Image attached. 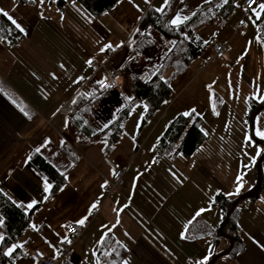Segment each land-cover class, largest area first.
I'll return each instance as SVG.
<instances>
[{"label":"crops","instance_id":"1","mask_svg":"<svg viewBox=\"0 0 264 264\" xmlns=\"http://www.w3.org/2000/svg\"><path fill=\"white\" fill-rule=\"evenodd\" d=\"M33 1L0 0V9L24 29L20 32L13 25L22 34L14 45L0 37V189L33 212L16 244L22 247H9L14 248V263L31 264L28 255L33 250L53 257L68 224H79L85 217L88 225L72 243L71 259L59 264H106L108 256L100 257L98 252L99 242L108 236L126 247V264H197L210 255L209 263L226 246L221 239L216 242L223 212L212 204L213 199L218 193L235 199L249 191L264 153V146L254 141L264 142L254 134L258 118V127L264 130V108L253 119V135L246 118L250 102L259 103L256 97L264 94V49L258 32L262 15L257 20L253 10L244 11V0H237L227 19L198 29L196 36L206 44L203 53L178 75L173 76L172 69L164 74L170 103L142 128L147 107L138 103L122 123L117 141L109 146L100 133L84 136L70 118L60 114V108L72 104L78 93L88 95L100 79L88 66L90 59L121 71L143 13L165 8V0H119L98 17L74 0L61 6L57 0ZM173 2L177 9L171 20L177 14L191 17L208 3ZM213 42L223 43L227 55L200 71ZM86 79L90 85L78 92ZM111 108L110 118L117 106ZM192 109L201 120L205 142L189 158L157 151L166 126ZM249 135L251 143L246 141ZM34 152L65 173V184L53 196L50 187L45 191L49 184L28 165ZM104 157L124 170L125 186L111 197L101 190L112 172ZM242 174L239 195L228 196ZM237 227L242 250L215 264H264V185L256 198L238 204Z\"/></svg>","mask_w":264,"mask_h":264},{"label":"trees","instance_id":"2","mask_svg":"<svg viewBox=\"0 0 264 264\" xmlns=\"http://www.w3.org/2000/svg\"><path fill=\"white\" fill-rule=\"evenodd\" d=\"M13 1L20 4L34 2L33 0ZM74 1L89 15L98 17L113 8L119 0ZM173 1H169L163 12L155 11L152 8L147 9L139 20L129 46V59L120 71L124 82V90L121 93L102 92L94 85L90 88L88 95L78 93L73 100L69 118L84 136L92 137L96 133H100L107 145H113L122 133V123L127 119L131 109L138 103H144L147 107L140 125L142 128L157 111L170 103L169 82L163 78L166 70L172 69V75L176 76L197 59L206 48V44L196 36L197 30L217 19H227L234 11L237 2V0H228L227 3H224V0H211L210 3H206L198 9L199 11L206 7L199 13L196 12V17L188 25L174 27L171 25V17L177 9V5ZM65 3V0H57L56 2L58 6ZM262 19V26L259 25V22H257V26L259 25V40L264 49V13H262ZM150 31L157 32L161 37L172 42L170 51L159 59L148 57L155 45L154 39L150 36ZM0 37L8 44L14 45L21 40L22 34L13 27L7 18L0 15ZM173 56H177V59L174 60ZM139 58H143V63L136 65ZM111 97L116 99L117 108L114 116L110 118L109 113L107 114L109 105L103 103L106 98ZM261 105L260 102H250L246 118L250 119V114ZM200 124V118L193 114L189 117L178 115L164 129L157 144V151L166 154L171 153L173 156L181 155L184 158L191 157L205 142V135ZM64 145L65 143L62 144V147ZM74 160L76 161L75 158H73V162ZM28 165L50 185L49 193L51 196L56 194L65 184V173L57 170L38 152L30 155ZM263 185L264 176L261 188ZM258 193L252 199L256 198ZM235 200L236 198L227 199L222 194H217L212 204L223 212L224 220ZM32 215V210L28 211L23 206L16 204L0 189V218L3 221L0 231L4 237L0 244V264H15L14 254L6 256L4 253H6L7 248L18 243L25 229L30 225ZM223 233L233 241L228 256H235L243 248L237 227V207L225 222ZM217 237L216 242L220 239L226 240L227 245L222 251L226 250L230 245L229 240L226 237H221L219 233ZM109 252L111 255H107L106 264H125L128 251L113 236H108L104 240V245L100 246L98 253L102 257Z\"/></svg>","mask_w":264,"mask_h":264},{"label":"built area","instance_id":"3","mask_svg":"<svg viewBox=\"0 0 264 264\" xmlns=\"http://www.w3.org/2000/svg\"><path fill=\"white\" fill-rule=\"evenodd\" d=\"M256 5L257 0H244L243 9L245 12H250ZM226 55V46L221 42H213L210 46V52L204 55L203 62L198 69L203 71L206 65L223 60ZM89 61H91L90 64ZM89 61L88 66L91 68L93 75H101L100 79L95 83L99 91L119 94L124 90L123 78L119 71L108 67L106 63H98L94 59H90ZM88 85H90V80H83L78 86V92H82ZM70 111L71 104L69 102L60 108V114L66 118H69ZM104 161L112 172L110 178L102 184L101 190L106 197H111L125 186L123 179L124 170L108 157H104ZM87 225L88 223H84L83 225L76 223L68 224L65 228L63 239L55 244L56 254L53 257L46 256L38 250H33L28 255L29 261L31 264H59L62 260H70L72 257V243L81 236ZM65 241H70V243Z\"/></svg>","mask_w":264,"mask_h":264},{"label":"snow or ice","instance_id":"4","mask_svg":"<svg viewBox=\"0 0 264 264\" xmlns=\"http://www.w3.org/2000/svg\"><path fill=\"white\" fill-rule=\"evenodd\" d=\"M43 2H44V0H41V3H43ZM182 2H183V0H182ZM206 2L210 3L211 0H206ZM227 2H228V0H224V3H227ZM167 4H168V0H165V6H167ZM257 9L258 10L253 9V12L255 14L256 19L257 20H260L262 13H264V3H259L257 5ZM157 11L163 12L164 11V8L157 9ZM0 15H3L4 17H6L11 22V24L14 25L15 28L18 29L20 32H23L24 31L23 27H21V25L19 23H17V21L7 11H4L3 9H0ZM192 15H195V12H193ZM189 19H190V17L187 16V15L181 16V15L177 14L175 16V18H173L171 20V25L174 26V27H179L180 25L184 24V22L187 21V20H189ZM106 48H112V46L111 45H107ZM102 51H104V49H102ZM90 63H91V61H89V64ZM0 91H2V89H0ZM259 92H260V90L258 88V93ZM256 98L259 99V101L261 103H264V94H259L258 97H256ZM213 110L215 111V108ZM21 111L24 112V109L21 108ZM195 112H196V110L195 109H192L191 112H185V113H182V115L185 116V117H189V116H192V114L195 113ZM24 114L25 115H28L27 112H24ZM197 115H199V114L197 113ZM257 123H260L259 118L257 119ZM105 127H107V125H105ZM254 134H255V136L259 137L261 140H264V130H262L260 127H256L255 128ZM246 141L249 142V143H251L252 142V136H250V135L247 136L246 137ZM37 151H39V149H37ZM257 155L258 156L261 155V152L258 151L257 152ZM245 167H248V166L246 165ZM243 186L244 185H243V174H242V175H240V176L237 177V187H236L235 191L232 192V193H227V195L228 196L239 195V193H240L241 189L243 188ZM49 187H50V185L46 186L45 191H47ZM33 203H35V202H33ZM32 206H33L32 204H29L28 205L29 208H31ZM92 207L95 208L96 205H93ZM202 211H205V210H201V212ZM201 212H197L196 215L199 216L201 214ZM86 219H87V217H85L84 219H81L80 221H78V223L80 225H83L85 223V220ZM2 224H3V221L0 220V226H2ZM182 238H186V237H184L182 235ZM3 240H4L3 235H0V241H3ZM65 242H69L70 243V241H65ZM99 243L101 244V246H103L104 245V239L102 238ZM15 247H22V245H16V246H14V248ZM14 248H9L8 251L6 253H4V255L11 256L13 254V252H14ZM113 251H115V250H113ZM210 253H211V249H210ZM105 255H111V253L110 252L109 253H105ZM209 259H210V255L204 257L203 260L198 261L197 264H208ZM125 264H126V262H125Z\"/></svg>","mask_w":264,"mask_h":264},{"label":"water","instance_id":"5","mask_svg":"<svg viewBox=\"0 0 264 264\" xmlns=\"http://www.w3.org/2000/svg\"><path fill=\"white\" fill-rule=\"evenodd\" d=\"M205 8L206 7H203L202 9H205ZM201 10L197 11V13H199ZM195 17H196V14L193 15L189 20L185 21L184 24H182L180 26L188 25L192 21V19ZM263 108H264V103L257 110H255L254 112H252L250 114V130H251L252 135H253V119H254L255 115L257 113H259ZM254 141L264 146V142L256 140V139H254ZM263 161H264V153L260 156V158L258 159L257 164H256L257 179H256L255 185L249 191L239 195L236 198V200L232 203L230 210L225 215L224 220L220 224L218 232H219L221 237H226L229 240V242H230L229 247L226 250H224L223 252L214 256L208 264H215V262L219 258L226 256L230 253L232 246H233V241L223 233V227H224L225 222L227 221L228 217L230 216V214L233 213V211L235 210V208L238 206V204L240 202L252 199L259 192L261 185H262V181H263V174H262V162Z\"/></svg>","mask_w":264,"mask_h":264},{"label":"rangeland","instance_id":"6","mask_svg":"<svg viewBox=\"0 0 264 264\" xmlns=\"http://www.w3.org/2000/svg\"><path fill=\"white\" fill-rule=\"evenodd\" d=\"M262 1H264V0H262ZM149 33H150L151 38L154 39L155 45H154L153 49L151 50L150 54H148V57L151 59H159L160 57L165 56L168 53V51H170V49L172 47V42L161 37L157 32L150 31ZM173 58H174V60H176L177 56H173ZM141 63H143V58H139L136 65L141 64ZM169 70H171V69L169 68L166 71H169ZM213 96H215V94H213ZM103 104L109 105V108H111V106H113V105L116 106V99L114 97H111L108 99L106 98V100H104ZM113 116H114V114H113ZM256 126L257 127L259 126V123H257V120H256ZM221 241L227 245L226 240L221 239ZM227 256H223L220 259H224Z\"/></svg>","mask_w":264,"mask_h":264}]
</instances>
